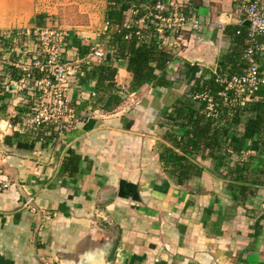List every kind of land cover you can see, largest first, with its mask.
I'll use <instances>...</instances> for the list:
<instances>
[{"label":"crops","instance_id":"0c3cea01","mask_svg":"<svg viewBox=\"0 0 264 264\" xmlns=\"http://www.w3.org/2000/svg\"><path fill=\"white\" fill-rule=\"evenodd\" d=\"M192 1L198 2L184 0ZM208 1L215 0H200L190 12L203 31H190L181 40L174 34L164 37L173 55L167 69L172 87L132 92L124 63H113L116 86L126 97L107 112L105 98L100 100L104 92L94 77L85 76L93 65L85 67L83 76L71 79L67 93L78 114L75 129L68 132L25 125L28 102L14 86L28 72L30 54L22 59L23 68L16 67L21 56L14 47L26 50L30 40H5L0 52V188H8L0 192V264H264V125L259 132L252 128L255 114L250 112L244 131L228 125L231 118L221 114L212 121L211 133L215 130L220 139L225 127L228 139L239 133L246 140L239 153L230 151L229 140L227 153L213 156L202 144L186 142L176 114L167 119L178 98L192 93L197 78L214 74L219 57L231 48L223 28L244 27L230 0L223 3L234 12L218 16L227 24H211ZM46 3L0 0V33L56 28L55 7ZM93 40L77 36L79 58L97 46ZM171 148L178 154L179 148L188 149L194 174L163 167L161 157ZM70 154L79 161L68 175L64 161ZM31 208L54 217L44 221Z\"/></svg>","mask_w":264,"mask_h":264},{"label":"built area","instance_id":"2783aa9c","mask_svg":"<svg viewBox=\"0 0 264 264\" xmlns=\"http://www.w3.org/2000/svg\"><path fill=\"white\" fill-rule=\"evenodd\" d=\"M230 2L235 11L243 15V21L249 23L244 32L241 56L243 68L236 74L216 77L215 82L219 88L216 100L209 89L193 96L194 100L204 103L201 112L206 119L216 120L223 113L228 118H233L236 113L261 100V93L264 92V68L260 65L264 60V0ZM181 7L183 6L180 0H160L155 5L154 12L147 13L151 23H157L158 39L163 40L165 31L173 35L180 28L193 32L203 31L201 20L193 15H185L180 10ZM131 11L136 13V10ZM162 12L166 15L162 16ZM145 18L135 24L137 28H145ZM226 24L227 22L221 21L219 25L223 28ZM108 26L105 21L103 34ZM236 34H240V31ZM20 37L30 40V46L26 50L14 47L17 55L21 56V59L15 62L16 67L23 68L25 64L22 59L26 54H30L27 62L30 68L24 70L28 72L17 80L14 86L18 91L25 92L28 102L25 125L30 128L48 126L59 132L74 130L78 123V114L67 98L71 79L83 76V68L100 64L105 57V51L100 47L90 46L79 58L78 49L74 45L77 39L67 30L34 26L13 33H0V52H3L5 40ZM2 61L3 59L0 60V69ZM5 90L9 91L8 86ZM120 96L124 99L126 94L121 91ZM7 188V185L2 186L0 192ZM31 212L39 215L44 221L54 217L49 212L37 211L34 208H31Z\"/></svg>","mask_w":264,"mask_h":264},{"label":"trees","instance_id":"16d2710c","mask_svg":"<svg viewBox=\"0 0 264 264\" xmlns=\"http://www.w3.org/2000/svg\"><path fill=\"white\" fill-rule=\"evenodd\" d=\"M159 1L107 0L105 21L108 22L109 26L106 33L101 36L106 40L105 57L100 64H93L91 70L85 73L86 77L90 75L94 77L97 88L104 92V97L100 99L103 101L105 98L104 111H112L123 100L119 94L120 88L115 83L117 69L112 66L113 63H124L125 70L131 78L129 90L132 92L146 86H151L152 88H170L173 86L174 82L169 80L167 75V69L173 60V55L163 44L164 37L170 33L165 31L163 40L158 39L156 32L157 23H151V18H147V13L154 12V7ZM190 4H185L181 10L185 15H190L191 9L199 7L193 1ZM131 10H136V13L133 14ZM161 15L165 16L166 13L162 12ZM143 17H146L145 28L139 29L135 24ZM237 31H240V34L237 35ZM223 34L230 40L231 48L219 59V67L216 72L207 79L204 76L197 78L192 85V93L178 98L177 102L172 106V112L167 116L168 119L172 118L173 114H176L177 118L181 120L179 129L186 131L188 135L186 142L191 143L192 147L202 144L204 146L203 149L210 150L213 156L220 151L219 134L215 130L211 133L212 128H214L213 119L204 117L201 112L205 106L204 103L198 102V104L193 99V96L204 89H209L216 100V94L219 89L215 82L216 77L230 76L238 73L243 68L241 56L244 46V27L229 25L223 28ZM74 45H76L79 52L80 46L77 40ZM196 103L198 106H196ZM250 112L255 114L252 121L255 125L254 128L258 129L259 132V125L264 123V92L261 93V100L236 113L228 125L240 126V129L245 131L248 124L247 114ZM175 121L177 123V120ZM221 137H228V130L225 127L220 130ZM229 140L231 142L230 151H233V153L241 152L244 141L242 136L239 133H233L229 136ZM179 149L181 151L180 154L176 153L173 148L164 151L163 157L165 158L161 157V160L165 162L163 167L170 166L171 169L175 167L181 172L187 170V172L194 174V167L191 162H188V149ZM78 161L79 157L76 154H70L64 161L65 173L70 175L73 171H76Z\"/></svg>","mask_w":264,"mask_h":264},{"label":"rangeland","instance_id":"374dc122","mask_svg":"<svg viewBox=\"0 0 264 264\" xmlns=\"http://www.w3.org/2000/svg\"><path fill=\"white\" fill-rule=\"evenodd\" d=\"M56 1H59L60 4H53L52 2L47 0V3H46L47 5L45 6L48 8L55 7L56 14H57L56 15L57 20H55L56 21L55 24L58 25L55 27L61 28L63 30H67L76 39L78 36V38H80L84 42H87V40L89 41L91 40V38H93L94 39L93 41H98L97 47H100L105 51L106 40L103 39V37L101 36L103 35L104 16H105L106 8H107L106 0H94V1L92 0H56ZM196 1H198L196 2V4L201 3L200 0H196ZM223 1L225 0H215L213 2L212 1L206 2V5L209 8V11L213 14V19H211V22H212L211 24L218 25L221 21L225 22L222 19L221 21L218 20L219 14L221 13L231 14L234 12L232 11V9L229 10L227 5H225ZM180 2H182V6L185 5L184 0H180ZM182 9L183 7L180 8V10ZM237 14H241V13L237 11ZM189 32L190 31H186L185 29L182 30V28H180V30L174 33V36H179L181 40L182 37L185 38L187 36V33ZM180 40H177L176 43L178 44V46L182 48V45H180V42H181ZM196 102L198 103V101ZM197 103H196V106H198L199 104ZM218 120H219V117L216 119V122ZM261 125L263 126L264 123L263 124L261 123L259 126L261 127ZM247 127H248V124L246 125V131H247ZM251 127L252 128L255 127L253 121H251ZM260 135L261 134H259L258 136ZM245 138L244 140H246ZM228 143H229V139L227 137H221L219 139L220 152L227 153L226 148H227Z\"/></svg>","mask_w":264,"mask_h":264},{"label":"water","instance_id":"95a60500","mask_svg":"<svg viewBox=\"0 0 264 264\" xmlns=\"http://www.w3.org/2000/svg\"><path fill=\"white\" fill-rule=\"evenodd\" d=\"M248 25H249V23H248L247 21H244V22H243V26H244V27H248ZM198 63L201 64V62H199V61H198Z\"/></svg>","mask_w":264,"mask_h":264},{"label":"bare ground","instance_id":"6f19581e","mask_svg":"<svg viewBox=\"0 0 264 264\" xmlns=\"http://www.w3.org/2000/svg\"><path fill=\"white\" fill-rule=\"evenodd\" d=\"M224 20H225V21H227V18H226V17H224Z\"/></svg>","mask_w":264,"mask_h":264}]
</instances>
